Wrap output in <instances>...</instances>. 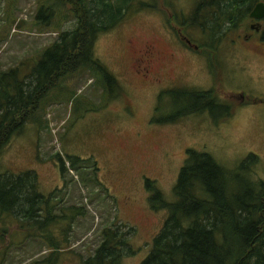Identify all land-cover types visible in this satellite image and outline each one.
<instances>
[{"label": "rangeland", "instance_id": "rangeland-1", "mask_svg": "<svg viewBox=\"0 0 264 264\" xmlns=\"http://www.w3.org/2000/svg\"><path fill=\"white\" fill-rule=\"evenodd\" d=\"M143 1L149 4L135 3L93 43L94 57L116 82L106 81L93 67L57 75L37 101L35 117H28L1 148L0 174L32 168L43 194L64 185L50 202L59 214L49 225L58 242L72 206L81 211L73 214L69 239L58 250L42 241L36 228L28 234L17 226L19 221L3 216L0 228L8 229L0 237L5 245L0 263L83 264L99 242L103 223L114 219L135 228V253L122 256L121 263L140 264L167 213L151 206L146 179H155L164 197L174 200L188 148L210 153L233 175L255 152L259 161L250 167V175L264 180V37L246 42L233 27L213 49L210 28L187 24L197 0ZM71 7L66 0H0V68L20 66L25 78L60 31L73 27ZM40 8L43 18L37 16ZM186 38L198 48L187 45ZM149 42L157 55L169 53V59H158L148 69L144 48ZM189 86L214 88L217 99L231 104L233 113L220 119V110L212 114L204 109L164 119L173 113L169 91ZM56 153L64 159L63 173ZM67 154L96 160L99 179L115 198L116 215L111 198L89 179L90 167L77 161L71 166Z\"/></svg>", "mask_w": 264, "mask_h": 264}, {"label": "trees", "instance_id": "trees-1", "mask_svg": "<svg viewBox=\"0 0 264 264\" xmlns=\"http://www.w3.org/2000/svg\"><path fill=\"white\" fill-rule=\"evenodd\" d=\"M66 1L72 4L69 10L74 14L73 27L60 31L58 38L44 49L31 71L24 75L26 77L20 76V66L5 71L0 68V150L13 131L28 117H35L34 111L40 107L36 106L37 101L42 99L51 79L57 75L93 67V71L101 73L106 81L116 82L93 55L96 35L115 26L135 3L137 6L149 4L143 0ZM257 1L197 0L187 24H198L203 31L204 27L210 28L215 35L211 47L216 49L217 41L230 31L229 28L249 17ZM44 14V9L40 8L37 16L43 18ZM169 92L174 107L171 105L173 113L164 118L166 120L204 109L212 114L220 110V119L233 113L231 104L217 99L214 88L175 87ZM54 156L63 173L66 166L62 155L56 153ZM67 160L71 166L77 161L83 167H90L89 179L95 183L94 187L99 186L101 192L111 198L116 215L115 198L99 179L96 160L92 156L75 154H67ZM258 161L259 156L250 152L239 165L241 172L236 173V168L233 175L210 153L188 148L174 184V200L166 199L156 180L147 177L151 206L156 210L167 209V213L140 264H264V180L250 175V167ZM38 182V174L32 168L1 173L0 220L10 215L28 234L30 229L36 228L42 241L58 250L62 242L68 241L73 214L80 213L81 207L73 205L70 209L73 214L68 217L67 227L60 230L63 239L58 242L57 234L49 225L56 222L59 214L56 215L50 202L64 185L43 194ZM61 211L65 214L64 208ZM7 229L4 225L0 228V237ZM134 233V226L122 221L104 222L99 242L83 259V264H122V256L135 253L131 245ZM0 248L4 254L5 245L3 248L0 243Z\"/></svg>", "mask_w": 264, "mask_h": 264}, {"label": "flooded vegetation", "instance_id": "flooded-vegetation-1", "mask_svg": "<svg viewBox=\"0 0 264 264\" xmlns=\"http://www.w3.org/2000/svg\"><path fill=\"white\" fill-rule=\"evenodd\" d=\"M258 1H261V0H258ZM242 22L240 23V25L235 27L236 30L238 31L237 36L239 38L246 41V39H250L252 37H258L259 39L260 38L262 39V37H264V15H262L261 17H254L250 15L249 17H247L245 25H243ZM179 32L181 34V31ZM185 37L186 35H184V38ZM185 42L190 47H193L195 49L198 48V44L193 43L190 38H186ZM144 54L148 59V66H146L148 69H149V66H153V64H155L158 61V59H161V63H165L169 59V53L167 55H161V56L157 55V52L155 50V44L153 42H149L146 44L144 48ZM174 54L175 52L171 51L170 55L174 56ZM143 59H144V56H143Z\"/></svg>", "mask_w": 264, "mask_h": 264}, {"label": "water", "instance_id": "water-1", "mask_svg": "<svg viewBox=\"0 0 264 264\" xmlns=\"http://www.w3.org/2000/svg\"><path fill=\"white\" fill-rule=\"evenodd\" d=\"M250 15L254 17H261L264 15V1H257L250 12ZM241 96H243V94H241Z\"/></svg>", "mask_w": 264, "mask_h": 264}]
</instances>
